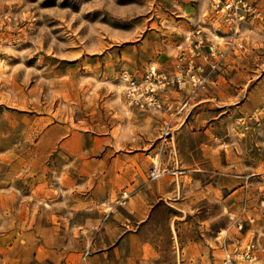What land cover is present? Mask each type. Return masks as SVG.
<instances>
[{
	"label": "rangeland",
	"instance_id": "rangeland-1",
	"mask_svg": "<svg viewBox=\"0 0 264 264\" xmlns=\"http://www.w3.org/2000/svg\"><path fill=\"white\" fill-rule=\"evenodd\" d=\"M208 11L0 0V264H223L249 240L239 264H264V19L169 111L128 107L119 82L170 71Z\"/></svg>",
	"mask_w": 264,
	"mask_h": 264
},
{
	"label": "built area",
	"instance_id": "built-area-1",
	"mask_svg": "<svg viewBox=\"0 0 264 264\" xmlns=\"http://www.w3.org/2000/svg\"><path fill=\"white\" fill-rule=\"evenodd\" d=\"M208 4L209 23L195 26L187 39L188 44L179 49L170 71L150 65L141 76L128 70L120 72L119 82L128 107L141 111H169L166 96L170 91L190 95L203 88L209 73L218 69L227 53L243 48V26L264 19V0H208ZM188 102L187 96L175 112L183 111ZM161 174L160 167L154 164L150 178L156 180ZM256 249L253 240L226 249L223 264L253 262Z\"/></svg>",
	"mask_w": 264,
	"mask_h": 264
}]
</instances>
